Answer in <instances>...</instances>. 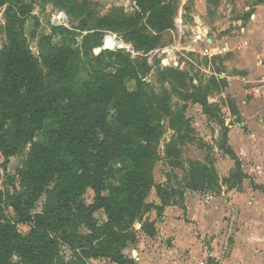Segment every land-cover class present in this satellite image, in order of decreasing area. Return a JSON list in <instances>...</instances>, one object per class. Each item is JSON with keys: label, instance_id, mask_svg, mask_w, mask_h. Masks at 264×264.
<instances>
[{"label": "trees", "instance_id": "16d2710c", "mask_svg": "<svg viewBox=\"0 0 264 264\" xmlns=\"http://www.w3.org/2000/svg\"><path fill=\"white\" fill-rule=\"evenodd\" d=\"M132 1L136 6L132 15L115 8L114 14L97 18L93 32L83 37L79 47L70 29L52 27L53 35H62L61 44H53L52 35H46L43 52L35 54L23 30L29 5L0 0L6 18V39L0 45V153L7 162L29 147L17 170L18 187L13 185L12 192L0 189V264H93L98 258L137 264L123 249L137 241L133 226L151 207L145 202L147 193L156 188L161 204L152 207L157 212L169 205L173 189L154 184L151 173L160 135L154 121L161 113L170 117V128L182 140L193 136L194 129L184 113L171 115L165 91L155 97L147 92L128 51L102 49L91 54L103 45L104 30L125 26L138 48H149L158 37L152 40L144 28L159 33L172 25L169 0ZM141 20L144 25H139ZM81 61L87 77L78 82L74 77ZM164 75L180 89L190 78L187 71L172 66ZM224 82L213 80L215 86ZM198 83L192 84V97L186 99L200 104L207 114L211 105L208 95L201 97ZM227 103L236 114L233 102L227 99ZM43 131V140H35ZM218 147L235 160L234 170L220 179L212 160L191 161L185 189L219 193L222 184H241L240 161L224 140ZM179 153L177 148L167 149L176 166L181 165ZM87 189L94 193L90 204L83 201ZM43 193L41 212L32 213ZM9 207L11 212H6ZM98 211H103V221L95 217ZM20 224L28 225L29 231L21 232ZM82 225L87 233L78 231ZM144 226L147 235L155 234L152 222ZM61 245L74 251L75 257L65 261Z\"/></svg>", "mask_w": 264, "mask_h": 264}, {"label": "rangeland", "instance_id": "374dc122", "mask_svg": "<svg viewBox=\"0 0 264 264\" xmlns=\"http://www.w3.org/2000/svg\"><path fill=\"white\" fill-rule=\"evenodd\" d=\"M28 4L31 12L26 16L24 22V34L28 40L30 49L33 53H42L44 50V41L42 38L46 35H52L51 42L60 45L62 42V35L52 34V27L59 25L65 26L72 31V37L75 38V46L82 44L83 37L92 33L91 29L95 25L97 18L110 16L115 13V8L122 9L125 14L132 15L136 10L135 3L132 0H22ZM169 7L172 11V25L161 32L153 31L149 28H144V32L150 34L152 40L157 35V40L154 45L149 48H138L127 35L128 28L125 26L117 27L116 29L104 30V42L106 39H112L116 43L132 46L131 49L135 51L132 58L138 65L140 76L145 83L147 92L152 96H161L165 91L169 95L168 105L171 115L177 117L184 113L187 122L191 127L193 124L199 129V132H194L195 136H188L187 139L178 137L176 130L170 128V117L164 114H159L155 118V125L160 135L154 144L156 149V160L151 167V173L154 179V184H160L163 187L172 188L173 192L169 199V205L164 206L162 210L157 212L152 206L161 204L156 188L152 187L146 195L145 202L151 205L142 213V220L134 223L133 231L137 238H143L145 233V226L148 222H152L156 229L154 243H146L141 245V249L153 250L164 257V251L170 244L167 239L161 238V231L163 229V222L167 219L169 221H180L183 226V232L189 234L195 240L196 250L191 246L182 252L179 259L192 264L203 261L204 264H215L214 258L209 254L215 252L219 257H225L228 254L232 243L234 241L235 231L240 230L238 224L243 220V209H239L238 203L232 202V190L227 188L224 184L223 194L211 191H192L185 189L188 164L191 161H201L207 163L214 160V155L217 151L213 150V146L218 145L216 138L213 136L216 129H221V124L229 119V108L227 107V99L232 97L237 102L241 101L240 96L243 97V83L238 80L239 73L235 70L229 72V76L224 74L225 66L221 56L214 55L209 59V56L203 51L198 52L197 46L184 51L188 56L186 63L183 65V71L189 73V81L186 88L180 89L167 81L164 75V70L169 66L173 67V60L166 59V54L159 55L152 53L159 48L167 47L174 43L178 31L177 25L180 24L185 33L181 45H188L191 36L196 31V22L192 15H199L202 26H209L212 29H225L226 31L240 32V25H238L237 18L241 15L243 10V2L241 0H217L216 4L212 5L209 13H206V6L204 1L193 2L192 0H169ZM5 6L0 7V45L5 42ZM118 12V11H117ZM144 20H141L139 25H144ZM103 45L100 46L103 48ZM206 44L202 43L201 48ZM99 48V47H97ZM93 49L91 54L97 53ZM198 48V49H197ZM202 51V50H201ZM161 53V52H160ZM212 59V62H211ZM78 73L74 79L81 82L86 79L85 63L81 61ZM176 67V66H175ZM163 73V74H162ZM215 81H226L224 85L215 86ZM193 81V82H192ZM198 83L199 93L203 98L208 95V103L211 109L207 114L204 113L200 104L193 103L190 99H186L190 95L192 97V84ZM241 83V84H240ZM129 88L133 87V82L128 83ZM240 103V102H239ZM233 120V119H232ZM234 121V120H233ZM232 121V123H233ZM213 125V126H212ZM223 129V127H222ZM221 129V131H222ZM203 133L204 137L210 135L206 142L203 136H196ZM45 131L39 132L35 136V140H43ZM200 137V139H198ZM192 139V140H189ZM179 149V157L181 165H174L171 159L174 155L168 156L167 149ZM176 147V148H175ZM208 147V148H205ZM29 147L27 146L21 152L12 156L5 162L0 153V189H8L13 191V185L18 187L17 170L22 166L26 159ZM173 157V158H170ZM14 177L13 183L10 181ZM113 178L110 182H113ZM181 193L183 194L182 196ZM94 193L91 189H87L83 195L85 204H90ZM46 201L45 193H43L37 200L32 213L41 212L42 207ZM174 203V204H173ZM168 210L165 214V211ZM6 212H11V208L5 209ZM95 217L99 221L105 219L103 211L95 213ZM219 221H221L219 223ZM208 222V224H207ZM144 223V224H143ZM157 224V225H156ZM143 225V226H141ZM19 230L27 233L30 229L28 225L20 224ZM189 230V232L187 231ZM80 233H87V229L82 225L78 230ZM187 237V236H183ZM213 239L215 242H213ZM139 242V241H138ZM198 244V245H197ZM129 245V244H128ZM127 245V246H128ZM131 245V244H130ZM191 245V244H190ZM193 245V244H192ZM197 245V246H196ZM126 246V247H127ZM123 249V252L128 254L133 247ZM137 247V246H136ZM138 248V247H137ZM213 248H216L213 249ZM61 254L65 261L74 258V251L67 246H60ZM192 252V254H188ZM212 253V254H213ZM126 255V254H125ZM205 255V256H204ZM128 256V255H127ZM204 256V259H203ZM216 259V258H215ZM17 261L18 258H13ZM90 261V260H89ZM94 264V263H93Z\"/></svg>", "mask_w": 264, "mask_h": 264}, {"label": "crops", "instance_id": "0c3cea01", "mask_svg": "<svg viewBox=\"0 0 264 264\" xmlns=\"http://www.w3.org/2000/svg\"><path fill=\"white\" fill-rule=\"evenodd\" d=\"M192 1L196 3L204 1L206 13H209L207 10L217 2L216 0L215 2ZM241 2H243V10L237 18L238 25H240L238 33L236 30L226 31L225 29L202 26L199 15H192L194 20L199 23L196 29L204 27L208 31L206 45L201 48V44L204 42L200 41L197 46L198 52L205 51L209 59L214 55L221 56L225 70L227 69L224 72L227 78L230 77L231 70L237 69L235 72L240 76L238 80L243 83V97L240 96V103L236 104L235 100L229 97L237 109L236 114H233L229 109L227 122L230 120V123L224 122L221 124L222 131L215 128L213 134L217 142L225 141L226 147L234 152L241 163L243 171L241 184L236 187L227 186V188L232 190V193H229L232 194L231 201L240 202L237 208L242 207L243 220L238 224L241 229L234 233V241L228 254L222 258L215 253L216 251L210 252L209 255L214 258V263L219 264H264V0H241ZM180 27L182 28V26ZM181 30L183 31V29ZM192 128L194 132H199L194 124ZM193 135L195 136V134ZM201 135L204 142L210 138V135L204 137L203 133L196 136ZM212 149L217 151L213 164L219 178L228 177L235 168V160L218 145L213 146ZM223 185L220 189L222 194ZM180 224L178 220L169 221L166 219L163 222V229L159 236L167 240L171 238L168 241L170 244H167L169 247L164 250L162 248L164 257L158 255L156 249L151 251L140 248L141 245L148 242L154 243L157 238L155 237L156 233L152 236L146 234L141 239L137 238L134 244H129L126 247V249L133 247L132 251L128 254L125 252V254L133 258L137 264H192L179 259L182 252L189 246L196 250L194 238L185 234L184 228ZM187 231L189 232V230ZM213 242H215L214 239ZM213 249L216 250V248ZM188 254L190 255L192 252L190 251ZM92 262L95 264H116L106 258L94 259ZM196 264L204 263L201 259Z\"/></svg>", "mask_w": 264, "mask_h": 264}, {"label": "built area", "instance_id": "2783aa9c", "mask_svg": "<svg viewBox=\"0 0 264 264\" xmlns=\"http://www.w3.org/2000/svg\"><path fill=\"white\" fill-rule=\"evenodd\" d=\"M180 26H181L180 24L177 25L178 31L176 34V39H175L173 44H171L167 47H164V48L156 49L152 53H154V54L158 53L159 55L166 54L165 60H167L168 58L173 60V63H172L173 67L176 66L175 68L182 69V67L186 63V59L188 57L184 53V51L189 50V47L193 51L194 49H192V47L198 46L200 41H203L205 43L206 35H207L208 31L204 27H201L200 29H198L196 32L193 33V35L191 36L190 42L188 43V45L185 46V45H181L182 40L185 37V33H184V31L181 30L182 28ZM108 39L105 40V44L103 45L102 49H111V50L124 49V50L128 51L131 55L135 53L133 48L131 49L132 46L116 43L111 38L110 39L112 41L111 42L112 45H108L107 44Z\"/></svg>", "mask_w": 264, "mask_h": 264}, {"label": "water", "instance_id": "95a60500", "mask_svg": "<svg viewBox=\"0 0 264 264\" xmlns=\"http://www.w3.org/2000/svg\"><path fill=\"white\" fill-rule=\"evenodd\" d=\"M101 50H102V48L99 47V48H97V49L95 50V52H96V53H99Z\"/></svg>", "mask_w": 264, "mask_h": 264}, {"label": "bare ground", "instance_id": "6f19581e", "mask_svg": "<svg viewBox=\"0 0 264 264\" xmlns=\"http://www.w3.org/2000/svg\"><path fill=\"white\" fill-rule=\"evenodd\" d=\"M111 42H112L111 39H108V40H107V44H108V45H112Z\"/></svg>", "mask_w": 264, "mask_h": 264}]
</instances>
